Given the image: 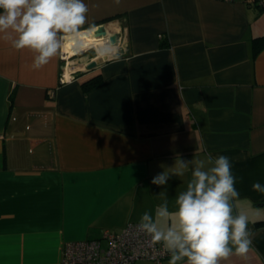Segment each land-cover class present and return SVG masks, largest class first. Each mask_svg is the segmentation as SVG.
<instances>
[{"label":"crops","instance_id":"1","mask_svg":"<svg viewBox=\"0 0 264 264\" xmlns=\"http://www.w3.org/2000/svg\"><path fill=\"white\" fill-rule=\"evenodd\" d=\"M259 1L84 0L79 34L105 26L121 41L114 56L101 58L105 42L80 53L78 34L39 70L0 35V264H61L66 244L119 233L145 211L166 227L174 218L155 217L163 187L151 180L209 154L230 159L234 213L253 234L245 256L221 264H264V194L251 188L264 184ZM189 178L168 181L170 210Z\"/></svg>","mask_w":264,"mask_h":264},{"label":"clouds","instance_id":"2","mask_svg":"<svg viewBox=\"0 0 264 264\" xmlns=\"http://www.w3.org/2000/svg\"><path fill=\"white\" fill-rule=\"evenodd\" d=\"M88 11L84 0H0V35L15 50L34 53L32 68L39 70L60 53L67 38L79 34ZM100 51L114 54L111 44ZM189 170L186 187L170 210L166 185L173 176L183 177ZM237 180L226 156L179 159L174 171L165 170L151 180L163 187L155 217L174 219L160 227L153 214L145 211L138 228L163 245L170 254L168 264H221L233 255L243 257L252 247L253 234L247 215L234 213L233 202L239 198ZM251 188L264 194L260 181H254Z\"/></svg>","mask_w":264,"mask_h":264},{"label":"built area","instance_id":"3","mask_svg":"<svg viewBox=\"0 0 264 264\" xmlns=\"http://www.w3.org/2000/svg\"><path fill=\"white\" fill-rule=\"evenodd\" d=\"M257 4L264 7V0ZM68 59L62 55L64 68ZM65 75H62L63 81ZM67 76L69 81L70 75ZM138 225L129 223L119 233L105 231L100 239L66 244L61 264H132L139 261L163 264L169 257L168 251L162 244L153 242L150 235L140 231Z\"/></svg>","mask_w":264,"mask_h":264},{"label":"water","instance_id":"4","mask_svg":"<svg viewBox=\"0 0 264 264\" xmlns=\"http://www.w3.org/2000/svg\"><path fill=\"white\" fill-rule=\"evenodd\" d=\"M89 37L93 39V42L92 43L90 42V44L81 48V50H79L80 53L81 51H85V52L91 51V50L94 51L95 43L105 42L107 44H111L113 48H116L120 45L119 35L111 34V32L108 29H106L105 26H99L98 28L93 30L92 34L89 35ZM109 56L112 57L114 56V54L109 55ZM104 57L106 58L107 56L106 55L101 56V58H104ZM97 65H98L97 62L93 61L85 67V71L86 72L92 71Z\"/></svg>","mask_w":264,"mask_h":264},{"label":"bare ground","instance_id":"5","mask_svg":"<svg viewBox=\"0 0 264 264\" xmlns=\"http://www.w3.org/2000/svg\"><path fill=\"white\" fill-rule=\"evenodd\" d=\"M91 34H92V31H90V32L89 31L88 32H81L77 36V39L75 40L76 41V44L79 45V46H87L88 44H90V42L92 43L93 42V39H91L89 37V35H91ZM95 45L97 47H102L103 42L95 43Z\"/></svg>","mask_w":264,"mask_h":264},{"label":"trees","instance_id":"6","mask_svg":"<svg viewBox=\"0 0 264 264\" xmlns=\"http://www.w3.org/2000/svg\"><path fill=\"white\" fill-rule=\"evenodd\" d=\"M257 8H259V10H264V7H260L258 4H257ZM100 82L101 81L99 77L90 79L89 81L85 83L86 90L95 88L97 85L100 84ZM256 226H264V221L257 222Z\"/></svg>","mask_w":264,"mask_h":264}]
</instances>
